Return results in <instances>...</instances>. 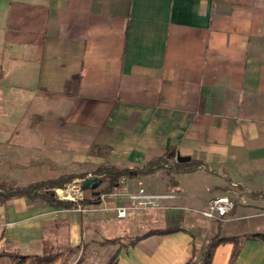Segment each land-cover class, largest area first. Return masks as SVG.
<instances>
[{
    "label": "crops",
    "instance_id": "1",
    "mask_svg": "<svg viewBox=\"0 0 264 264\" xmlns=\"http://www.w3.org/2000/svg\"><path fill=\"white\" fill-rule=\"evenodd\" d=\"M98 146L139 162L168 147L200 159L207 169L183 172L209 183L170 171L176 206L158 212L181 229L102 243L106 222L147 212L102 211L92 228L91 213L14 196L0 202V244L37 253L53 221L69 246L103 237L87 239L84 264H183L198 241L178 206L231 185L243 193L224 226L264 231V195H248L264 191V0H0V179L70 173L61 167ZM231 247L216 244L209 264H264V240L243 238L232 259Z\"/></svg>",
    "mask_w": 264,
    "mask_h": 264
},
{
    "label": "rangeland",
    "instance_id": "2",
    "mask_svg": "<svg viewBox=\"0 0 264 264\" xmlns=\"http://www.w3.org/2000/svg\"><path fill=\"white\" fill-rule=\"evenodd\" d=\"M54 152H52L51 150H46L45 155L48 157V160L51 158V154H53ZM91 154L94 157V160H91V162H83V163H79L78 165H64L66 167H61L64 168V172H75L77 174H80L82 176V174H84V172L86 173V175L84 177H91L89 175L88 172H90V170H92L96 165H98L99 163L101 164H115L116 166L120 165V166H126V165H134V166H140V164L143 163V161H136V160H124L122 158H125L122 154L120 153H114L112 151H106L103 152L101 150V148H99V146L96 148L94 147L93 149H90L86 152L85 155H87L88 157H90ZM100 156V157H99ZM37 157L38 154H37ZM91 159V158H89ZM88 159V160H89ZM96 159H99L100 162L96 163ZM87 160V161H88ZM69 166V167H67ZM200 173L203 171H199ZM199 172L191 174V176H187L188 172H183L181 175L178 174L179 180H182V184H184V181L190 185H192L194 187V189L198 188V184L201 183H205L207 180L206 176L205 177H198L197 175H199ZM189 175V174H188ZM77 177V176H74ZM79 178V180H81L82 178ZM73 178V177H72ZM121 179V178H120ZM119 179V185L115 188H113L112 192L109 193H103L100 194V200L98 203H91V204H87L85 205L84 208L85 211H79L77 209H73L71 208L73 211L75 212H79L80 214L84 215H88L89 213H91V218L88 217L87 221L89 222V219L91 222H89L90 224H86V225H92V228H96L94 226V222H100V220H104L107 219L106 215H103L102 211H106V212H112L115 215V211H114V207L117 205H124L125 207H128L129 204V199L127 196L128 192H133V191H137L138 188H143L145 191L148 192H155V191H170L172 189H174V180L172 179V176L170 174V172H166L164 169L160 168L157 169L154 173H149V174H141V175H137L134 176L132 178H122L121 180ZM71 180V178H70ZM66 181L64 183H62V185H58V186H68L67 191L70 194H67V192H65L64 194L67 195H74L77 194L71 187L70 184L71 181ZM209 183V181H207ZM103 184L102 181H99L98 186L95 188L97 191L99 189V187ZM231 190H227L222 191L219 190L217 191V193L220 194H228L229 197L233 200L234 204V208L235 205L239 203V200L241 199L240 196L242 195V189L237 188V186L235 185H231ZM87 190L84 189V192L81 193L82 197H84L85 195H87ZM175 197V196H174ZM173 197V198H174ZM172 197L170 199H162L161 200V204L156 207V208H131L128 207L126 208V215H128V213H132V212H147L145 214H147V216H145L142 219H137L135 222L129 221L128 219L125 218H121V219H114L113 221H109L106 222L105 226H102L101 228V235L104 237H112V238H108L105 239L102 236H99V234H97V232H92L91 233V237L86 236L85 241L79 239L80 241L72 246L66 245L64 238H65V227H64V223H57L54 224L52 221V224H50L49 226L47 225L46 228V244L52 247V252H55L57 254L56 257H54V259H52L49 262H44L43 264H84L83 263V259H84V249L86 247V243L88 242V240H92L90 238L94 237L97 238H103L104 240H102V243H106V242H116L119 245H124L126 243H128L130 241L131 237H135L136 235L142 233L144 230L148 229V228H157V227H164V226H171V225H178V224H174L177 222V220L173 219L171 221H165L162 218V215L158 214L159 209H164V208H170L171 206H176L175 204H173L172 202ZM244 199V198H243ZM207 201V200H206ZM205 201V202H206ZM204 203L202 204H198L197 206L195 205H182V206H178L179 208H181V211L183 213H188L185 215L183 214L182 218H180V222H192L194 224V232L197 236V245L195 246L194 249V253L192 255V260H197L199 258V256L202 253V249L203 246L209 241V239L212 237V235L216 236V235H224V236H228L230 235H235L238 238L242 239V237L248 233V231H245V228H241L238 229L237 225H229L228 228L224 226V222L225 219H227L229 217L230 214H232V210L228 211L227 214L225 216H222L220 218H213V219H208L205 218L204 216L201 215L200 210L202 209V207L204 206ZM60 208V207H59ZM70 209V210H71ZM141 212V213H142ZM125 215V216H126ZM116 216V215H115ZM124 216V217H125ZM188 222V223H189ZM173 223V224H171ZM166 224H170V225H166ZM58 227V228H57ZM251 227V226H248ZM57 229V230H56ZM262 225L259 227H256V230H262ZM58 236V237H57ZM114 236V237H113ZM88 239V240H87ZM58 240V241H57ZM100 240H98L99 242ZM47 246V247H48ZM5 249V250H10V247H7V245H2V243L0 244V250ZM97 256H95V258H97ZM100 259V257H99ZM110 259V258H108ZM107 259V260H108ZM106 260V261H107ZM103 261V259L99 260L98 262H96L95 264H101ZM106 261L103 263L105 264ZM93 262V261H92ZM0 264H15L14 261L11 260V258L7 255V254H2L0 255Z\"/></svg>",
    "mask_w": 264,
    "mask_h": 264
},
{
    "label": "trees",
    "instance_id": "3",
    "mask_svg": "<svg viewBox=\"0 0 264 264\" xmlns=\"http://www.w3.org/2000/svg\"><path fill=\"white\" fill-rule=\"evenodd\" d=\"M174 150L171 147L165 149L162 153L154 155L147 160H145L140 166H116L115 164H98L92 170H90L89 175L99 179L103 184L98 189V194H91L92 189L84 188L87 190V195L79 199V203L82 206L91 203H98L100 200L99 195L103 193H109L113 190L114 187L119 185L120 178H132L141 174H149L154 173L157 169H164L166 172H183V171H191L197 169V167L202 169H207V166L200 160L195 158H190L188 161L177 162L174 160ZM86 173L77 174L75 172L70 173H61L54 178H41L39 180L29 181L25 184H9L4 180L0 179V202H4L6 199L14 197V196H22L25 199H29L32 201L40 200L44 201L46 204L52 207H62L64 209L70 210L76 205L75 201H70L62 198L55 197L53 189L58 185H62V183L69 181L70 178L84 177ZM83 189V190H84ZM248 195L262 196L264 195L263 190H255L253 192H249ZM234 202L233 211L234 209ZM181 229L180 225H171L157 228H148L144 230L142 233L136 235L135 237H131L129 243H134L138 239H141L143 236L147 234H157V233H168L174 230ZM243 238L250 239H259L264 240V231H253L246 233ZM242 239L238 238L235 235H212L209 241L203 246L202 253L197 260H192V255L194 253V248H192V255L189 257L183 264H209L214 252V247L219 242H228L232 243L230 259L234 258L239 252V245ZM42 245L41 249L37 253H20L17 250L10 249L0 250V255L7 254L15 264H43L44 262H49L54 257L57 256L55 252H52V247L46 244L45 239L41 240ZM125 245V244H124ZM48 246V247H47ZM9 247V246H7ZM114 261V257H110L106 261L105 264H112Z\"/></svg>",
    "mask_w": 264,
    "mask_h": 264
},
{
    "label": "built area",
    "instance_id": "4",
    "mask_svg": "<svg viewBox=\"0 0 264 264\" xmlns=\"http://www.w3.org/2000/svg\"><path fill=\"white\" fill-rule=\"evenodd\" d=\"M122 179V178H121ZM120 179V180H121ZM70 184L72 189L77 193L72 195L70 194L66 188V186H56L53 189L55 197L72 200L76 202V205L73 209H77L79 211H85V206H82L78 201L82 198L81 193L84 190L80 186V180L77 177L72 178ZM117 187V186H116ZM115 188V187H114ZM67 192V194H64ZM112 192V191H111ZM129 204L128 207L131 208H156L161 204L162 199H170L173 198L175 194L170 190L168 191H155L148 192L145 191L142 187L138 188L137 191L128 192L127 193ZM233 200L229 197L228 194H214L212 197L208 198L205 202L204 206L200 210L202 216L208 219L220 218L225 216L228 211H230L233 207ZM124 205H117L114 207L116 217H124L126 215V208Z\"/></svg>",
    "mask_w": 264,
    "mask_h": 264
},
{
    "label": "water",
    "instance_id": "5",
    "mask_svg": "<svg viewBox=\"0 0 264 264\" xmlns=\"http://www.w3.org/2000/svg\"><path fill=\"white\" fill-rule=\"evenodd\" d=\"M174 160L177 162H183L188 161L190 159V156L187 154H179L178 152L174 151ZM99 184V179L95 177H84L80 180V186L82 189L84 188H90L92 189L91 194L97 195L98 191L95 189Z\"/></svg>",
    "mask_w": 264,
    "mask_h": 264
},
{
    "label": "flooded vegetation",
    "instance_id": "6",
    "mask_svg": "<svg viewBox=\"0 0 264 264\" xmlns=\"http://www.w3.org/2000/svg\"><path fill=\"white\" fill-rule=\"evenodd\" d=\"M100 196V195H99Z\"/></svg>",
    "mask_w": 264,
    "mask_h": 264
}]
</instances>
